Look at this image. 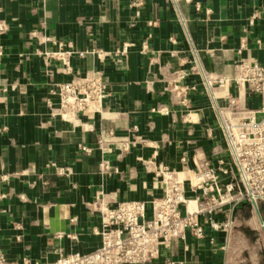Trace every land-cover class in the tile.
<instances>
[{
	"label": "crops",
	"instance_id": "obj_1",
	"mask_svg": "<svg viewBox=\"0 0 264 264\" xmlns=\"http://www.w3.org/2000/svg\"><path fill=\"white\" fill-rule=\"evenodd\" d=\"M133 2L0 0L8 27L0 36V176L9 177L3 188L10 194L0 250L10 264L96 250L98 218L84 205L96 192L148 202L162 195V166L186 173L202 159L216 165L225 158L201 71L231 78L242 59L264 65V0ZM44 36L51 42L42 43ZM125 44L127 52L116 53ZM58 50L69 53L67 71L44 54ZM86 74L107 86L100 111L73 122L52 117L51 85ZM185 191L192 196L188 185ZM206 221L200 218L202 238L186 233L155 264H264V202L239 206L228 231Z\"/></svg>",
	"mask_w": 264,
	"mask_h": 264
},
{
	"label": "built area",
	"instance_id": "obj_2",
	"mask_svg": "<svg viewBox=\"0 0 264 264\" xmlns=\"http://www.w3.org/2000/svg\"><path fill=\"white\" fill-rule=\"evenodd\" d=\"M133 4L140 5L141 0H134ZM7 29V24L0 20V36ZM41 42L49 43L51 39L44 36ZM127 49L125 44L116 53L125 54ZM44 54L65 63L66 71L70 69L66 63L69 53L58 50ZM3 57L0 45V62ZM178 73L179 79L185 76ZM201 73L216 117L215 130L224 142L225 158H219L216 165L202 159L186 173L162 166L157 172L163 181L162 195L148 202H117L96 192L84 205L98 218L94 233L100 238L99 247L85 254L59 251L54 262L35 264H155L163 255L168 256L171 247L182 242L186 233L195 239L203 237L200 218H205L213 230L228 231L232 214L239 206L249 204L256 208L264 202V65L242 59L234 64L231 78L212 79L204 71ZM49 93L57 99L56 107L50 100L47 102L50 115L73 122L81 115L100 111L107 86L99 74H86L52 84ZM250 96L258 98L257 107L248 105ZM220 100L224 103L220 104ZM98 146L104 151L102 141H98ZM79 149L90 152L85 145H79ZM56 171L66 174L61 169ZM8 178L0 176V213L10 195L3 188ZM186 185L191 197L186 196ZM222 212L226 221H215L214 216ZM165 260L170 262L167 257ZM0 264H10L1 250Z\"/></svg>",
	"mask_w": 264,
	"mask_h": 264
},
{
	"label": "water",
	"instance_id": "obj_3",
	"mask_svg": "<svg viewBox=\"0 0 264 264\" xmlns=\"http://www.w3.org/2000/svg\"><path fill=\"white\" fill-rule=\"evenodd\" d=\"M257 214H258V212H257Z\"/></svg>",
	"mask_w": 264,
	"mask_h": 264
}]
</instances>
